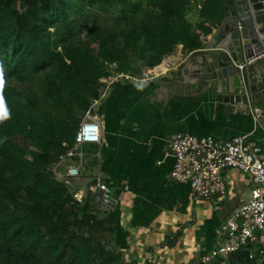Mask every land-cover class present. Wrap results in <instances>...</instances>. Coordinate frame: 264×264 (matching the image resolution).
<instances>
[{
  "label": "trees",
  "instance_id": "obj_1",
  "mask_svg": "<svg viewBox=\"0 0 264 264\" xmlns=\"http://www.w3.org/2000/svg\"><path fill=\"white\" fill-rule=\"evenodd\" d=\"M226 1L0 0V264H136L110 246L115 221L93 194L78 201L53 168L102 79L200 46ZM253 249L208 264H264Z\"/></svg>",
  "mask_w": 264,
  "mask_h": 264
},
{
  "label": "crops",
  "instance_id": "obj_2",
  "mask_svg": "<svg viewBox=\"0 0 264 264\" xmlns=\"http://www.w3.org/2000/svg\"><path fill=\"white\" fill-rule=\"evenodd\" d=\"M208 36L197 47L177 45L159 64L162 70L200 49ZM104 92L91 109L100 124L101 143L83 146L78 181L90 180L87 191L99 173L116 197L110 209L99 208L115 221L110 246L136 264L196 263L213 248L219 226L250 199L253 184L248 175L227 169L225 196L196 199L187 184L170 177L173 158L164 156L168 145L181 132L223 142L242 137L264 152V130L243 107L219 101L209 91L176 95L154 79L118 80ZM67 162L57 167L59 175ZM78 187L75 198L80 201L86 191Z\"/></svg>",
  "mask_w": 264,
  "mask_h": 264
},
{
  "label": "built area",
  "instance_id": "obj_3",
  "mask_svg": "<svg viewBox=\"0 0 264 264\" xmlns=\"http://www.w3.org/2000/svg\"><path fill=\"white\" fill-rule=\"evenodd\" d=\"M164 73L158 65L144 69L139 75L116 72L102 79L101 83L105 86L84 113L75 132L74 147L60 156L59 162L54 166L55 176L66 182L80 180L81 160L84 156L82 146L101 143L100 124L91 116V109L104 98L106 85L118 80L147 83ZM164 156L173 158L170 172L172 180L187 184L196 199L208 200L215 196H225L227 190L223 173L227 169H235L248 175L253 184L250 199L219 226L218 239L213 248L194 264H208L215 258L226 259L245 246L254 248L249 252V259L254 256L264 259V152L246 144L242 137L223 142L211 136L198 137L180 132L174 136ZM69 157H77L79 162L68 163L64 175H59L57 167L67 162ZM91 182L88 190L94 196V203L102 210L110 209L113 204L112 195L101 175L96 173Z\"/></svg>",
  "mask_w": 264,
  "mask_h": 264
},
{
  "label": "water",
  "instance_id": "obj_4",
  "mask_svg": "<svg viewBox=\"0 0 264 264\" xmlns=\"http://www.w3.org/2000/svg\"><path fill=\"white\" fill-rule=\"evenodd\" d=\"M156 81L176 95L209 91L219 101L243 107L264 130V0H227L202 47ZM88 181L72 180L84 192Z\"/></svg>",
  "mask_w": 264,
  "mask_h": 264
},
{
  "label": "clouds",
  "instance_id": "obj_5",
  "mask_svg": "<svg viewBox=\"0 0 264 264\" xmlns=\"http://www.w3.org/2000/svg\"><path fill=\"white\" fill-rule=\"evenodd\" d=\"M4 84V80H3V73L0 72V88L3 87ZM0 119H3L4 115H6V113H3V105H2V101H0Z\"/></svg>",
  "mask_w": 264,
  "mask_h": 264
}]
</instances>
